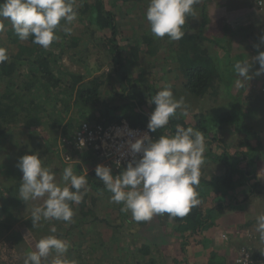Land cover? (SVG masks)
Segmentation results:
<instances>
[{
  "label": "trees",
  "instance_id": "1",
  "mask_svg": "<svg viewBox=\"0 0 264 264\" xmlns=\"http://www.w3.org/2000/svg\"><path fill=\"white\" fill-rule=\"evenodd\" d=\"M105 1L95 0L93 3H88L87 0H76L78 17L66 26L72 29V26L76 25L79 31L82 30L81 33L85 32L83 27L86 26L91 35V41L88 44L91 45L92 43L93 46L91 45V47L93 49L106 50L112 56V60L115 61L114 67L112 66L114 74L122 80L120 90L113 91L112 96L114 102L119 101V106H114L112 101L110 103L103 102L106 93L104 90L110 94L112 91L111 86L115 81L111 80V84L108 85L109 80L105 81L102 76L103 78L95 77L93 80L86 82L83 76L77 77L74 73L62 71L59 61L56 60V51L63 50L68 46L76 48L80 45V39L72 35V32L67 34L62 28H58L57 35L59 39L54 41L49 48L44 49L33 44L31 37L26 41L19 40L11 27L10 21H3L4 27L0 30V42L4 41L2 39L7 38V43L0 44V47L6 48L8 55V59L0 63V137L2 136L0 147L2 146L4 150L6 145H11L14 142L15 145L10 150L14 153L18 152L15 159H13L14 156L12 158L0 152V156L4 157V159L1 158L2 161L7 160L10 164L14 161L17 166L20 159L19 145L22 144L18 141L19 136H24L22 139L29 137L31 140L28 143H23L27 147L35 146V152H39L44 166L49 167L55 173V176L60 174L62 169L53 166L54 163L52 162H46L49 157H56V160L60 161L63 167L71 166L73 171L78 172V175L87 177V191L97 194L90 195L93 198L91 199L92 204H94V201L98 202L99 200L104 202L103 199L112 196V193L106 189L103 182L96 177L95 169L98 165V160L95 157L96 151L93 149L79 151L77 148H70L67 145H64L65 147L61 149V139L69 137L75 132L76 126L81 122L78 119L91 124L103 125L127 120L134 128H148L150 118L148 107H156L154 103L150 104L149 101L151 96L164 88L155 87L151 84V74H148L145 69L135 77L125 71L126 59L134 64L141 61L142 53L150 57L156 56L158 51L151 50L149 53L143 51L144 44L146 46V44L153 43V39L146 34L142 36L143 44L133 46L131 48L132 57L125 59L123 49L117 40L120 34V30L116 25L117 16L112 10L105 7ZM130 1L132 0H114L113 4L117 9L119 2L127 4ZM202 2L204 3V1ZM252 2L253 0H250V3L247 1V4L252 6L254 4ZM201 9H204L205 15L200 28L196 29L191 26V15L187 17L188 22L183 26L184 37L177 40L176 44L173 45V50H170L171 52L168 54L174 65L162 68V70L167 68L169 73L182 77L181 87L183 93L176 91L173 94L177 96L179 93L178 100L183 98L185 111L178 109L176 115L170 118L168 125L157 129L155 133L150 132L151 137L157 139L161 135L174 134L176 126L180 125L185 129L192 127L201 131L209 144L221 143L217 152L212 151V148H209V150L206 148L204 153L205 162L201 167L200 183L196 188L200 203L182 218L172 217L165 213L154 215L149 221L137 223L129 214L130 211H122L123 203H120L118 207L116 206L117 213L120 214L116 219L112 216L103 217L96 214L93 208L87 209L89 194L86 193L88 194L87 200L84 198L79 204L70 202L75 212L72 222L78 217V220H82L87 227L82 235L85 238L80 239L79 237L73 245L76 247V254L79 255L78 261H84L86 264L91 262V264H133L136 261L134 264H140L139 259H142V264H159L157 259L151 256L149 245L146 243L137 250L139 258L135 259V256L131 257L130 253L123 251V247H120L122 242V246H124L126 239L118 240L114 236L105 239L102 232L103 228L101 229L97 223L100 219L103 227L109 229L113 235L121 233L127 223H137L139 226H144L146 230L157 231L160 229L159 233L162 232L160 237L162 240L165 237L166 228L174 225V232L168 235L182 240V249L185 252V248L189 244V238L203 236L204 231L214 226L213 219L217 217L219 209L225 207L223 202H219L218 205L212 206L213 208H206L205 204L209 196L215 194L216 197L218 196L222 200L229 198L228 207L235 210L239 208L238 211H242L244 214L250 212L247 216L257 215L253 205L248 207V210L243 208L236 195L243 191V194H245L244 203L255 196V191L260 187L263 189L262 194L264 195V178L259 179L257 166H255L257 162L260 163V166H264V138L259 142L260 151L257 154L254 145L250 141L244 140L245 128L250 123H254V121L248 120L251 113L246 112L243 107V104L246 103L243 94L249 91L250 85L247 84L242 90V94L233 96L230 93V88L232 81L234 78L236 79L234 68L228 75L223 73L224 70L222 72V65L227 58L228 62H231L233 57L241 55L243 56L242 62H245L247 55L235 54L232 56L230 52L231 39L223 40L226 41L227 46L221 47L222 53L220 51L218 54L213 52L211 47L213 41L206 38L202 30L209 23L205 3L201 6ZM61 24L64 25V21H61ZM226 30L230 32L228 27ZM108 33H110L109 36ZM161 39L169 40L167 36ZM262 45L264 43H261L260 46ZM84 52L89 54L90 50ZM84 52L75 51L74 55ZM88 54L86 55L88 56ZM75 58L78 59L77 56ZM219 59H221L220 63L218 62ZM227 79L228 82L225 81ZM178 80L180 79L178 78ZM222 85L225 86L224 91L227 94L225 101L229 100L228 105H226L227 108H220L214 112L211 110L207 113L200 112L196 116L198 120L196 126L187 124L183 114H190L193 105L204 106L210 100L217 103L222 95ZM103 87L105 89H102ZM171 88L172 91L179 89L178 83L172 85ZM73 109L81 110L78 112L80 118L69 116ZM67 117L69 118L68 121H66ZM257 123H259V119ZM57 125L62 127V137L59 136V132L53 134V138H49L50 140L41 137L42 127L48 126L51 127L49 129L54 131ZM231 127L239 135L241 147L245 150H241V148L233 153L230 149L231 145L226 144L225 141L219 138L220 130H229ZM39 138L41 139L36 144L35 141ZM63 154L69 155L71 161L65 162ZM216 163L220 164L219 167L223 169L222 172L212 177H206L204 171L208 166ZM8 167H11V169H4V165L0 168V174L7 176L5 179L9 181L6 184L0 182V238L6 235L12 223H16L17 220H14L15 214L19 216L18 219H23L32 213L34 209L32 205H29L30 201L26 203L21 200L19 196L22 183L21 176L15 175L12 165H8ZM125 168L122 167L119 173ZM6 170L10 173L8 174ZM17 173L19 174V171ZM76 227L71 225L69 228H61L69 230L76 229ZM56 235L62 237L61 233ZM68 237V232H66L64 238ZM142 237V235L136 236V238ZM21 238H23L22 235H20L19 240ZM141 241L145 240L142 238ZM14 246H16L15 242ZM211 254L210 264H222L223 259L217 253L212 252ZM252 254L258 257L259 252H252ZM91 255L94 256L91 257ZM85 258L87 260H84ZM179 264H186V262H179Z\"/></svg>",
  "mask_w": 264,
  "mask_h": 264
},
{
  "label": "rangeland",
  "instance_id": "2",
  "mask_svg": "<svg viewBox=\"0 0 264 264\" xmlns=\"http://www.w3.org/2000/svg\"><path fill=\"white\" fill-rule=\"evenodd\" d=\"M79 1V0H78ZM95 0H87L88 3H93ZM114 0H106L105 1V7L109 10H112L116 18V25L118 26V29L120 30V34L117 37V40L119 41L120 46L123 49V56L124 58H131L132 57V50L131 48L135 45H141L143 44L142 36L148 34L152 39V44H144V47L142 48L144 52H150L151 50L158 51L156 56H150L147 57L144 55V53L141 54L142 59L141 61L137 63H130L128 59L125 60L124 69L126 72H129L131 76H137L138 73L142 70H146L148 74H151L150 83L153 84L155 87H165L166 85H176L178 83L179 89H175L172 91L173 93L176 91H179L180 93H183V89L181 87V82H183L182 77H177L173 73H169L167 68L163 67L166 66H173V61L169 58L170 50H173L174 44H176L177 41L166 39L162 40L161 38L154 37L153 34L150 31V25L146 19V10L149 5V0H132L128 2L127 4H124L122 2H119L120 4L117 5V9L113 4ZM121 1V0H119ZM206 4V12L207 17L209 19V23L206 27L202 28L203 34L206 38H209L213 41L212 43V51L217 52V54L222 53L223 46H227L225 39H231L230 42V52L232 53V56L235 54H246L247 59L245 62L252 64V67L250 69L249 75L251 76V80L248 82L250 85L249 91L246 92V94H243V97L246 98V103L243 104V107L245 108L246 112L251 113V116L248 117V120L254 121V123H250L248 127L245 128V138L244 140L250 141L255 147L256 154L260 151L259 149V142L263 140L264 138V73L260 75H256L255 73L259 69V63L254 58L259 54L258 51L264 52V45L260 46L262 42L261 38L264 37V0H253L252 3H254L252 6L250 4H247V1L250 3V0H199V3L196 4L195 7V15H191L190 25L195 27L196 29L200 28L203 18L205 15V11L201 9V6ZM186 22H188V19H186ZM230 29V32L226 30V28ZM84 31L81 33L79 31L78 27L76 25L72 26V35L76 36V38H79V46L78 47H66L63 50L56 51V60L59 61L60 67L62 68L63 72L68 73H74L77 77L83 76L85 78V81H91L95 77H104V80H109L107 84H111V80L115 81L111 86V92L108 94L106 90L102 91L105 93L103 102L110 103V101L113 102L114 106H119V101H113V91L120 90L122 85V80L120 77L116 76L114 74V64L115 61L112 60V56L105 50L100 51L97 48L93 49L90 43L91 41V35L89 34L90 31L87 29L86 26L83 27ZM110 33H108V36ZM156 39V40H155ZM3 42H0V44H6L7 38L2 39ZM215 40V41H214ZM222 40V41H221ZM219 43H222L221 45ZM226 43V44H225ZM88 44V45H87ZM71 48L75 49L72 50ZM90 50L89 54L87 51ZM75 51H83L84 53H76ZM88 54V56L86 55ZM77 56V60L74 59V57ZM243 56L239 55L238 57H233V60L231 62H228L225 60L223 63L222 72L224 70V74L228 75V73L232 72V68L236 62H242ZM242 59V60H241ZM221 59L218 60L220 63ZM113 66V67H112ZM229 70V71H228ZM228 71V72H227ZM227 72V73H226ZM102 77V78H103ZM226 77V76H225ZM178 78L180 80H178ZM225 79V78H224ZM112 81V82H113ZM228 82V79L225 80ZM106 84V85H107ZM102 89H105L104 87ZM244 88L240 87V84L238 83L237 77L236 79L232 81V86L230 88V93L233 96H238L242 94ZM172 90V88H171ZM221 96L219 98V101L217 103L212 102V100L208 101L204 106L200 105H193L192 112L190 114H183V117L187 119V124H191L193 126L197 125V118L196 116L200 112L207 113L208 111H217L218 109H222L228 105L227 102L229 100L225 101L226 99V92L225 86L222 85L221 87ZM179 93L175 98L178 100ZM185 103L183 102L182 111H185ZM227 108V107H226ZM154 107L150 106L148 107V113L151 115V113L154 111ZM81 110L79 109H73L70 113V117H79L78 112ZM80 118V117H79ZM68 117L66 121H68ZM259 119V123H257V120ZM79 121L83 122L81 119H78ZM247 122V120H246ZM51 127L44 126L41 130V137L44 139L53 138V134L56 132L59 134L62 127L58 126L55 127L54 131L52 129H49ZM18 139L19 142L22 144L19 145V155L21 158L24 155H30L35 152V146L27 147L25 145L26 142L28 143L29 140H31L29 137L19 136ZM2 136L0 137V139ZM219 138L226 142V144L231 145L230 149L231 152H235L236 150H245V148L241 147L240 144V138L239 135L236 134V131L233 127L229 128V130L224 129L223 131H219ZM41 138L37 139L35 142L40 141ZM50 140V139H49ZM16 141V139H15ZM206 141V148L209 150V148H212V151L217 152L221 146V143H212L209 144ZM240 144V145H239ZM14 142H12L11 145H6L4 147H0V152L5 153L7 156L12 157L13 159L17 156V153H14L10 149L11 147H14ZM239 145V146H237ZM264 152V149H263ZM13 154V155H12ZM11 155V156H10ZM40 155V154H39ZM4 157L0 156V168L4 165V169H11V167H8V165H12L14 168L15 175L23 176V173L20 171V169L14 164L13 161L11 164L8 163V161H2ZM46 162H52L54 163L53 166L56 168H60L62 171L60 174H58L56 177V180L58 183H61L63 186L62 181V174H63V167L60 161L56 160V157H49ZM4 163V164H3ZM220 164L216 163L211 166H208L207 169L204 171L206 177H212L214 175H217L222 172L223 169H221ZM257 168V174L259 179L262 177L264 178V166H260V163L257 162L256 165ZM8 174L10 173L8 170H6ZM19 171V174L17 173ZM76 175H78L77 171H74ZM12 174V173H11ZM18 176V177H19ZM5 178L7 176L0 174V182L2 183H8ZM86 193L89 194L88 201H87V209L93 208L96 214H99L103 217L112 216V218H117L120 214L117 213L118 211L116 208L119 206V204L114 203L110 200V197L103 199L104 202L98 201L92 204L91 199H93L90 195H97L95 193H91V191H87ZM263 189L260 187L255 191V196H253L249 201L244 203L245 194H243V191H240L236 197L238 202L242 203L243 208L249 209L251 205L254 206V209L257 212L256 214H253L251 216H247L250 214V212H247L244 214L242 211H239L237 213L238 217V227L236 226L231 233H227L226 238L224 239L226 244H223L224 246H215V245H208V249L214 250L217 249L221 251H229V249L235 251V259L239 256L242 249H247L251 252H259L260 254L264 253V241H262L259 238V233L256 231V217L259 214L264 213V195ZM88 194L84 195L85 200H87ZM83 198V199H84ZM220 197H216L215 194L209 196L207 199V202L205 204L208 206H211L214 202H216V199ZM45 198H40L36 200H29V205H32L34 208L38 206H42ZM222 200V199H221ZM225 201H229V198L224 199ZM28 202V201H27ZM26 202V203H27ZM117 206V207H116ZM239 210V208H237ZM16 210V208H15ZM237 210V211H238ZM253 212V211H252ZM251 212V213H252ZM131 215V212L129 213ZM19 216L17 214L14 215V220H17L16 223H12L11 226L8 228L6 235L0 238V264H24L25 256L28 252L35 250V244L44 236L53 234L51 233V228L54 226L57 231L55 233H61L63 239H66L70 242V245H74L76 243L77 239L80 237L85 238V236H82L84 234V231L86 230V226L82 222V220L74 219V221L70 224L69 222L64 221H47V220H41L36 226L33 225L32 219H31V213L26 216L23 219H18ZM94 220V219H93ZM96 220V219H95ZM133 221V220H132ZM26 222V223H25ZM101 219L97 222L100 228H103V233L105 239H109L110 236H114V238H117L118 240L126 239V243L120 247H123L122 250L130 253L131 257L135 256V259L139 258L138 251L143 244H148L151 252V256L156 258L159 264H179V262H186L188 264V255L183 251L182 249V240L176 239L174 236L169 237L174 232L173 226H168L165 230V237L167 238L164 242L159 241V239H156L158 237L159 230H146L144 226H139L137 223H127L125 228L122 230L121 233L117 235L111 234V231L109 229H106L103 227V224L101 223ZM240 224V225H239ZM73 226H77L76 229H69L65 230L61 227L69 228ZM242 225V226H241ZM31 226V227H29ZM85 226V227H83ZM91 226V224H90ZM128 227V228H127ZM85 228V229H83ZM68 232L69 237L64 238V234ZM162 233V232H161ZM159 233V234H161ZM145 241H141L142 238H136V236H141ZM149 234V235H148ZM153 234V236L151 235ZM3 235V234H2ZM20 235L24 238H20ZM106 235V236H105ZM148 235V237H146ZM168 235V236H167ZM60 236V235H59ZM150 237V238H149ZM164 237V238H165ZM104 239V238H103ZM191 239H189L190 241ZM20 241V242H19ZM136 241V242H135ZM141 241V242H140ZM14 242L16 246H14ZM150 242V243H149ZM167 242V243H166ZM170 243V245H169ZM193 245V242L191 243ZM196 246H201L200 244H197L195 242ZM203 245V244H202ZM206 249V246H204ZM191 249V247H190ZM205 250L206 259L207 255L210 256L209 250ZM76 250V247H75ZM83 250V249H82ZM215 252V253H216ZM75 255L73 256V254ZM192 252L190 251V254ZM69 254V253H68ZM82 254V253H81ZM66 255V254H65ZM69 259H75L78 260L79 255L76 254V252L71 253V255H67L66 257ZM94 255H91L93 257ZM84 260H87L86 258ZM140 264L143 263L142 259H139ZM136 261H134L135 263ZM92 263V262H91ZM89 263V264H91ZM133 263V264H134ZM79 264H86V262L79 261Z\"/></svg>",
  "mask_w": 264,
  "mask_h": 264
},
{
  "label": "clouds",
  "instance_id": "3",
  "mask_svg": "<svg viewBox=\"0 0 264 264\" xmlns=\"http://www.w3.org/2000/svg\"><path fill=\"white\" fill-rule=\"evenodd\" d=\"M198 3L199 0H149L146 19L153 36H167L174 41L182 39L186 19L195 15L194 6ZM77 17L76 0H0V30L4 27L3 21H10L19 40L26 41L31 37L33 44L44 49L59 39L58 28L70 34L72 29L66 25ZM261 40L264 42V37ZM7 59V49L0 47V63ZM254 59L259 63L255 74L264 73V52ZM251 67L252 64L239 61L233 66L241 88H245L251 79ZM149 103L156 107L147 127L155 133L168 125L170 118L182 108L183 98L177 100L171 86L166 85L151 96ZM80 143L84 145L83 140ZM130 149L134 158L118 175H113L112 168L102 164L97 165L95 174L112 193L110 200L123 203L122 211H130L135 222H146L154 215L165 213L182 218L199 205L196 188L200 183L206 151L201 131L177 125L174 134L161 135L157 139L145 134L131 142ZM136 154L142 155L135 159ZM17 167L23 173L19 189L21 200L27 202L46 197L42 206L32 210L33 225L42 219L72 222L75 212L70 202L79 204L83 201L87 177L76 175L68 166L63 170L62 186L55 173L44 166L39 152L22 156ZM50 231L53 234L39 239L35 250L26 254L24 264H79L78 260L68 259L65 255L70 242L55 235L57 229L54 226ZM256 231L264 241V213L256 217Z\"/></svg>",
  "mask_w": 264,
  "mask_h": 264
},
{
  "label": "built area",
  "instance_id": "4",
  "mask_svg": "<svg viewBox=\"0 0 264 264\" xmlns=\"http://www.w3.org/2000/svg\"><path fill=\"white\" fill-rule=\"evenodd\" d=\"M62 133V131H60ZM147 134L151 137L148 128L132 127L127 120L110 124H97L80 122L69 137L61 139V149L66 145L70 148H77L79 151L93 149L96 151L98 165H106L112 168V174L118 175L122 167H127L133 160L130 143ZM64 135V134H63ZM62 137V134H59ZM84 141L80 143V141ZM65 145V146H64ZM142 154H136L135 159H139ZM65 162H70L71 157L63 154ZM73 161V160H72ZM119 162V167H117ZM224 239L226 235H223ZM236 264H264V253L253 256L252 252L242 249L235 259Z\"/></svg>",
  "mask_w": 264,
  "mask_h": 264
},
{
  "label": "crops",
  "instance_id": "5",
  "mask_svg": "<svg viewBox=\"0 0 264 264\" xmlns=\"http://www.w3.org/2000/svg\"><path fill=\"white\" fill-rule=\"evenodd\" d=\"M219 202H223L225 204V207L223 209H219L220 213L218 212L217 217L213 219L214 220V226L212 228L204 231L203 236H194V237L189 236L190 237L189 239H191V240L189 241L188 246L185 248V253H186V255H188V264H210V256L212 254H210L209 257L207 255V259L205 258L206 257L205 250L208 249V245L211 246L213 244L215 246H220V247L224 246L223 244H226V242L224 240L223 235L224 234L227 235V233L229 234L232 231H235L236 226L238 227V225H237V223H238L237 213L239 211L228 207L229 201L221 200V198H218V199H216V202H214L211 206L206 205L205 207L206 208H213L212 206L218 205ZM234 228H235V230H233ZM148 235L146 237H148ZM151 235L153 236V234H151ZM158 235L159 236L156 237V239L162 240L160 238L162 234L158 233ZM169 237H171V236H169ZM166 239L167 238L165 237L163 239V241H166ZM192 242H193V245H191ZM195 242H197V244L201 243L202 247H200L199 245L196 246ZM169 245H170V243H169ZM204 246H206V249L204 248ZM74 247L75 246H73L72 244L70 245V248L68 249V252L66 253V256L69 254L71 255V253H73V252H76ZM190 247H191V249H190ZM72 248H74V249L72 250ZM217 249L210 250V248H209L208 253L219 251ZM228 250L229 251H221L219 253L218 252H216V253L221 257V259H223L222 264H236L235 263V256H234L235 251H233L229 248H228ZM190 251L192 252L191 254H190ZM74 255H75V253L73 254V256ZM69 258L70 257L68 256V259Z\"/></svg>",
  "mask_w": 264,
  "mask_h": 264
}]
</instances>
